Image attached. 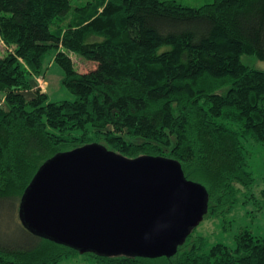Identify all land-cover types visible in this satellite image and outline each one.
<instances>
[{"label": "trees", "instance_id": "trees-1", "mask_svg": "<svg viewBox=\"0 0 264 264\" xmlns=\"http://www.w3.org/2000/svg\"><path fill=\"white\" fill-rule=\"evenodd\" d=\"M70 53L95 66L78 71ZM243 55L264 61V0H0V264L79 254L27 230L18 205L45 160L85 144L176 160L205 187L209 217L239 194L252 199L264 69ZM51 57L74 99L51 101L39 87ZM193 230L171 257L84 254L97 264H264V237L248 228L206 251Z\"/></svg>", "mask_w": 264, "mask_h": 264}, {"label": "water", "instance_id": "water-1", "mask_svg": "<svg viewBox=\"0 0 264 264\" xmlns=\"http://www.w3.org/2000/svg\"><path fill=\"white\" fill-rule=\"evenodd\" d=\"M205 187L174 159L127 158L99 143L58 152L24 189L31 233L84 254L171 257L207 213Z\"/></svg>", "mask_w": 264, "mask_h": 264}, {"label": "rangeland", "instance_id": "rangeland-1", "mask_svg": "<svg viewBox=\"0 0 264 264\" xmlns=\"http://www.w3.org/2000/svg\"><path fill=\"white\" fill-rule=\"evenodd\" d=\"M77 1V0H75ZM87 1V0H81ZM178 3L191 7H199L201 5L212 2V0H175ZM74 62L75 68L80 71H88L95 64L90 61L83 60L80 56L70 53ZM242 61L258 69H264V61L257 59L254 56L243 55ZM45 73L43 77L37 78L39 87L48 94V99L56 100H71L74 99L71 94L61 83L62 71L53 62V58H48L45 62ZM2 94H0V102H2ZM248 149L252 152L250 164L254 173L255 186L251 190L253 193L252 199H245L239 194L237 202L232 207L231 211L225 216L209 217L205 215L203 220L194 228L191 235L193 237L203 236L205 238L203 251H206L211 245L221 242L226 245L234 244V236L242 229L248 228L256 235L264 237V208H258L256 200H264V152L257 145ZM250 192V193H251ZM249 193V190H248ZM5 223V222H3ZM0 224V229L4 224ZM61 264H97L92 257L87 254L71 255L63 260Z\"/></svg>", "mask_w": 264, "mask_h": 264}]
</instances>
